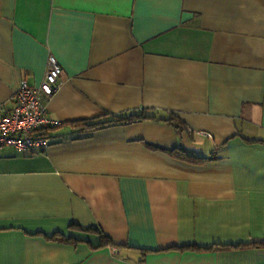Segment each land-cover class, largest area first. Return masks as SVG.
I'll use <instances>...</instances> for the list:
<instances>
[{
  "label": "crops",
  "instance_id": "crops-1",
  "mask_svg": "<svg viewBox=\"0 0 264 264\" xmlns=\"http://www.w3.org/2000/svg\"><path fill=\"white\" fill-rule=\"evenodd\" d=\"M49 54L60 125L0 148V264H264V0H0V101Z\"/></svg>",
  "mask_w": 264,
  "mask_h": 264
},
{
  "label": "built area",
  "instance_id": "built-area-1",
  "mask_svg": "<svg viewBox=\"0 0 264 264\" xmlns=\"http://www.w3.org/2000/svg\"><path fill=\"white\" fill-rule=\"evenodd\" d=\"M61 65L52 54L38 85L20 79L8 103L0 101V148L9 145L26 152H42L50 144L42 130L60 124L47 114L45 100L57 89Z\"/></svg>",
  "mask_w": 264,
  "mask_h": 264
},
{
  "label": "trees",
  "instance_id": "trees-1",
  "mask_svg": "<svg viewBox=\"0 0 264 264\" xmlns=\"http://www.w3.org/2000/svg\"><path fill=\"white\" fill-rule=\"evenodd\" d=\"M155 115L156 114L147 113V110L143 109L137 112H124L121 114H105L103 116H98L95 118L77 120L72 125L80 128L79 131L81 133L88 135L90 132L96 129H100L107 125H112V124H117V123L125 124V123H129L132 121H138V120H143V119H155L157 118ZM161 119L172 122L176 125H179L181 123L179 118L175 117L173 114H169L168 116L161 118ZM42 133L45 134L44 132ZM171 153H173L177 158H180L188 162H193V163L204 162L207 159V158L197 156L194 154H189L181 148H177V150H173ZM71 226L79 228V226L77 225H71ZM85 230L97 233V235L99 236L101 245L111 243V240L100 229L96 227H89V228H86Z\"/></svg>",
  "mask_w": 264,
  "mask_h": 264
}]
</instances>
